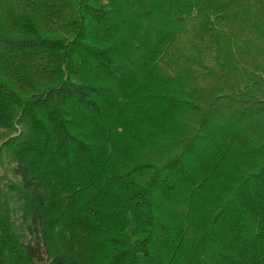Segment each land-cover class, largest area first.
Segmentation results:
<instances>
[{
    "label": "trees",
    "instance_id": "trees-1",
    "mask_svg": "<svg viewBox=\"0 0 264 264\" xmlns=\"http://www.w3.org/2000/svg\"><path fill=\"white\" fill-rule=\"evenodd\" d=\"M0 264H264V0H0Z\"/></svg>",
    "mask_w": 264,
    "mask_h": 264
},
{
    "label": "rangeland",
    "instance_id": "rangeland-1",
    "mask_svg": "<svg viewBox=\"0 0 264 264\" xmlns=\"http://www.w3.org/2000/svg\"><path fill=\"white\" fill-rule=\"evenodd\" d=\"M5 173L7 174L9 177H11L10 172H9V168L8 165L4 162V166L0 165V174Z\"/></svg>",
    "mask_w": 264,
    "mask_h": 264
}]
</instances>
